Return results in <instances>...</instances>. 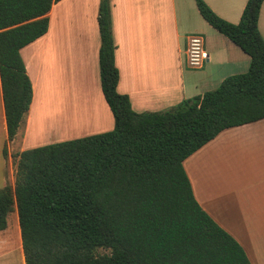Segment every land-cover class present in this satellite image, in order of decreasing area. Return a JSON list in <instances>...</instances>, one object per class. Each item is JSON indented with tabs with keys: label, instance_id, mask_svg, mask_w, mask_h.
Here are the masks:
<instances>
[{
	"label": "trees",
	"instance_id": "1",
	"mask_svg": "<svg viewBox=\"0 0 264 264\" xmlns=\"http://www.w3.org/2000/svg\"><path fill=\"white\" fill-rule=\"evenodd\" d=\"M60 0H0V84L6 141L32 100L19 51L42 37ZM264 0L236 24L196 0L202 19L249 57L245 73L161 112H135L117 92L109 0H100V88L111 131L16 155L14 187L0 189V232L15 209L24 264H251L194 198L183 161L226 129L264 119ZM6 146L3 155L6 156ZM98 248L109 255L95 256Z\"/></svg>",
	"mask_w": 264,
	"mask_h": 264
},
{
	"label": "crops",
	"instance_id": "2",
	"mask_svg": "<svg viewBox=\"0 0 264 264\" xmlns=\"http://www.w3.org/2000/svg\"><path fill=\"white\" fill-rule=\"evenodd\" d=\"M99 1L60 0L53 4L47 14V32L20 49L19 54L32 86L27 122L38 96L40 99L45 95V99H48L51 89L63 87V90L55 89V99L50 104L52 108L49 106L46 113L42 112L36 117L32 113L29 119L31 130L46 127L53 121L66 120L73 114L79 118V122L74 129L69 128L67 134H77L87 128L95 129L94 124L98 125L97 129L74 135L76 137L107 132L114 127L112 113L100 88V40L97 37ZM202 1L219 18L232 24L239 21L246 4V0ZM111 9V18H114L113 41L117 51V54L114 51V65L118 70L117 92L128 96L135 112H161L183 100L199 96L193 90H187L185 70L191 71L193 77H210L209 73L213 75L212 68L216 69L218 73L214 75V82L220 84L226 77L245 73L248 69L249 57L214 29L215 33L209 32L208 36L187 35L183 48L175 0H113ZM74 22L77 23L76 27H69ZM257 26L264 40V1ZM72 28H77V33ZM190 38H199L201 50L207 56L199 67H190L187 62L186 49ZM210 65L213 66L209 70ZM237 65H241V70L247 69L239 71ZM87 85L93 87L95 103L86 89ZM76 104L82 106L81 113L71 111ZM94 107L97 117L93 116L95 121L91 124L88 122L91 115H87V112ZM84 117L88 124L84 123ZM81 121L84 124H80ZM0 125L6 133L1 84ZM78 127L79 130L74 132ZM18 139L19 131L8 145H14ZM66 139L72 138L59 140ZM24 141L22 134L18 144L19 153L26 149ZM246 147L252 148V152L258 149L256 159L253 156L251 160L249 154L247 161L238 162L239 156L245 160L246 154L242 151ZM239 148L241 150L238 151ZM228 162H232L236 168L238 164L242 166L241 177L233 179L231 184L225 180L227 185L214 192L215 189L212 190L207 184L208 177L212 182L222 179L219 169L224 163L227 166ZM183 168L194 198L205 213L233 237L251 264H264V243H260L264 237H261L263 231L257 218L258 213H264V119L222 131L185 159Z\"/></svg>",
	"mask_w": 264,
	"mask_h": 264
},
{
	"label": "rangeland",
	"instance_id": "3",
	"mask_svg": "<svg viewBox=\"0 0 264 264\" xmlns=\"http://www.w3.org/2000/svg\"><path fill=\"white\" fill-rule=\"evenodd\" d=\"M175 3H176V10H177V17H178V27H179V32L181 35L180 41H181L183 48H184L185 37L187 35H196V36L198 35V36L203 37V36H208L209 32H213V34L215 33V31H213V29L200 17L197 11V8H196V0H175ZM109 4H110V7L112 8L113 0H109ZM113 20L111 18L112 38H113V28H114ZM76 24L77 23L74 22V24H71L69 27H74ZM72 30H74V32L77 33L76 32L77 28H72ZM93 32H97V30H93ZM97 37L99 41L98 32H97ZM113 46H114V51H116L114 41H113ZM116 54H117V51H116ZM205 65H206V62H205ZM212 66L210 65L208 69L209 68L211 69ZM190 67H193V66H190ZM237 69L239 71H244L247 68H244V70H241V65H237ZM212 70H213V75L209 73L210 77H203V75H200V76L197 75L193 77V74H191V71L185 70L184 78H185L187 90L188 91L193 90L194 93H196L195 95L198 94L200 96L201 94L207 91L216 89L220 85L214 82V75L217 74L218 71H216V69H213V68ZM223 71L224 70L220 71L219 73H222ZM86 87H87L86 89L90 93L91 99L94 101L95 99H93V87L92 86L89 87L88 85ZM55 89L63 90V87L55 86L53 89H51L48 99H45L44 97L45 95H43L42 97L40 96V99L38 96L37 104L35 105V108L32 112L33 117H36L37 115H41L42 112L46 113L47 109H50V107L52 108V105L50 104L55 99L54 98ZM40 92L41 91L38 92V95H40ZM81 107L82 106L79 107L76 104V108H73L74 110H71V111H75L76 113L77 112L81 113L82 111ZM91 112H87V115H91L90 122L94 124L95 120L93 119V116L97 117V113H96V110H95V115L92 114ZM32 113L30 114L29 119ZM69 116H71L70 112H69ZM70 118H76V115L73 114ZM29 119L27 122V117L26 116L24 117L22 123L20 124V127H19L20 129L18 130L19 139L12 146L8 145V142L6 141V133H4V130L2 129L0 125V189H2L5 185L14 187L16 161H17L16 155L19 153V150H20V147H18V144L20 143V138L22 137V134H24L25 136L24 142L26 145V149L24 150H27V149H32V148L39 147V146H44L48 144H53V143H58V142H63V141L79 139L82 137L90 136V135H86V136L76 137L74 135H80L81 133H86L87 131L95 130L98 128V125L95 123L94 124L96 126L95 129H90V130L86 129L85 131L81 130L80 133L73 134V135H71V133L67 134L68 132L66 131H68L69 128L73 127L74 129V127H76L75 122H73L71 123L72 126H67L66 129L60 130V131H51L48 128L43 127V126H40V129L38 127H35V128H32L31 130L29 127ZM78 122L79 120L77 121V123ZM78 130H79V127L77 130H74V132H77ZM29 131H30V134H29ZM97 134H100V133H97ZM64 137H71L72 139L59 140ZM5 146H6V151H7L6 156L3 155V148ZM255 149L256 150L252 152L253 151L252 148L248 149L246 147L242 151L246 154L244 155L245 160L243 156H239L238 162L247 161L248 160L247 155L249 156V154L251 155V160L253 159V156H254V159H256V152L258 149L257 148ZM239 150H241V148H239L238 151ZM243 170L244 169H242V166L240 164H238L236 168L233 166L232 162H228L227 166L224 163V166H222L219 169L222 175V179H218L217 181L212 182V180L210 181L208 177L207 184L209 187L212 188V190L215 189L214 192H216L217 189H220V188L222 189L227 185L226 183H224L225 180L228 184H231L233 183V179H237V178L240 179ZM262 202H264V199L262 200ZM257 218L259 221L260 228L263 231V236L261 237H264V213H258ZM6 221H7L6 229L0 232V264H24V258H23L22 248H21V241L19 242L18 240L19 226H18L17 214H16L15 209L13 210V212L7 215ZM260 243H264V241H261ZM109 253H110V250L105 249V248H98L94 251L95 256H105V255H109Z\"/></svg>",
	"mask_w": 264,
	"mask_h": 264
},
{
	"label": "built area",
	"instance_id": "4",
	"mask_svg": "<svg viewBox=\"0 0 264 264\" xmlns=\"http://www.w3.org/2000/svg\"><path fill=\"white\" fill-rule=\"evenodd\" d=\"M186 58L190 66L199 67L207 59L206 54L201 50L199 38H190L186 49Z\"/></svg>",
	"mask_w": 264,
	"mask_h": 264
},
{
	"label": "bare ground",
	"instance_id": "5",
	"mask_svg": "<svg viewBox=\"0 0 264 264\" xmlns=\"http://www.w3.org/2000/svg\"><path fill=\"white\" fill-rule=\"evenodd\" d=\"M95 106V105H94ZM92 109H94L95 110V107L94 108H92ZM92 109H90L91 111H92ZM93 110V111H94ZM86 111H87V109H86ZM90 111V112H91ZM92 114H93V112H91ZM86 114V113H85ZM78 116V115H77ZM83 117V116H82ZM90 117V116H89ZM77 118V119H76ZM76 118H67L66 120H63V121H61V120H59V121H53V123H49L48 125H46V128H48L49 130H51V131H60V130H64V129H66V127L67 126H72V124L71 123H73V122H75V125H77L76 123H77V121H78V117H76ZM87 121V120H86ZM89 123H90V121H88ZM88 122H86L87 124H88ZM82 123V121L80 122V124ZM84 123H85V117H84ZM85 123V124H86ZM92 123V122H91ZM85 128H86V126H85ZM88 129V128H87ZM91 129V128H90ZM41 131V130H40ZM19 241H20V238H19Z\"/></svg>",
	"mask_w": 264,
	"mask_h": 264
}]
</instances>
